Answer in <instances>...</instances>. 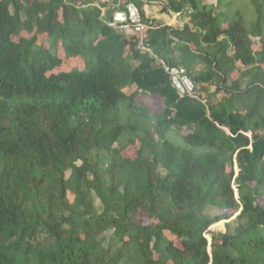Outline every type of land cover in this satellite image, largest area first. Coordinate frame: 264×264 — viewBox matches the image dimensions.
Returning <instances> with one entry per match:
<instances>
[{"label":"trees","instance_id":"trees-1","mask_svg":"<svg viewBox=\"0 0 264 264\" xmlns=\"http://www.w3.org/2000/svg\"><path fill=\"white\" fill-rule=\"evenodd\" d=\"M126 1L158 0L0 1V264H264L261 7L247 29L216 14L227 0H164L188 22L153 27L141 12L149 53L105 23ZM22 28L36 33L14 41ZM39 33L84 67L53 72ZM162 62L222 97L178 96ZM139 93L160 103L150 133L119 113L120 100L142 108ZM127 131L133 158L119 152ZM226 210L239 212L211 232Z\"/></svg>","mask_w":264,"mask_h":264},{"label":"rangeland","instance_id":"rangeland-1","mask_svg":"<svg viewBox=\"0 0 264 264\" xmlns=\"http://www.w3.org/2000/svg\"><path fill=\"white\" fill-rule=\"evenodd\" d=\"M0 1H4V0H0ZM20 1L23 3L25 2V0H20ZM28 1H31V0H28ZM227 1H228L227 8L221 9L216 14L222 15V18L226 16L227 23L229 25L234 24L235 21L241 18L240 20L242 21L243 26L247 29L251 28L252 25H254L255 21L257 20V15L259 12L256 5H259V8L261 7L260 10H262L264 14V0H227ZM209 2L214 3V0H209ZM58 20H60V17ZM35 33L36 31L34 28L31 31H27L22 28L17 35L13 36V40L14 41H18V40L24 41L30 38ZM36 37H37L36 45H35L36 48H38L39 50L46 49L50 53L57 55L61 60L60 65L56 67L53 70V72L68 71L74 68L82 69L84 67V61L80 55H71V54L69 55L65 53L61 44L56 43V42L52 43L50 41L49 36L46 33L36 34ZM251 39L254 42L256 41V38H251ZM184 65H186V67H189L188 61L184 62ZM214 87H215L214 84H208L207 92H205L202 89L198 90V88H197V91L200 95L203 96L204 98L203 100H207L209 98L208 94L214 91ZM139 95L142 96V99L144 98L146 105L144 104V102L142 101L140 102V100L137 99V97H134V99L132 100V103L142 108L134 112L132 115H129L126 111V106L129 103L128 100H120L118 101L119 113L122 116H129L131 118V123L133 122V124L138 126L140 131L146 130V132L148 131L150 133L152 132L150 124H152L155 121L157 114H151L149 107L151 108V111H158V109H160V103H159V100H157V98L153 96L145 95L144 93H141V94L139 93ZM220 96H221V93L217 97H211L209 99L212 101L219 100ZM186 132L187 131H184L183 133H186ZM169 134H170L169 136L170 138L168 137L169 139H173V140L176 139L175 140L176 142H180L181 137L176 135V133L173 130L169 131ZM121 137H122V140L118 144L121 146H124V148H122L119 151L120 155L123 157H130V158L135 157V153L138 148V142H135L133 144L128 143L129 131L124 132ZM69 198L70 199L72 198L71 194H69ZM95 206L100 208L98 199H95ZM238 212H234L232 210H226V214L229 216V218L227 220H221L219 222L214 223L213 225L210 226L209 230L211 232L224 231L225 223L233 219L235 215L238 214ZM140 217L142 216L137 215L136 219H139ZM109 234L110 233H105L104 236L108 237ZM206 237H207L208 242H210L209 234H206ZM170 238H172V236H170Z\"/></svg>","mask_w":264,"mask_h":264},{"label":"built area","instance_id":"built-area-1","mask_svg":"<svg viewBox=\"0 0 264 264\" xmlns=\"http://www.w3.org/2000/svg\"><path fill=\"white\" fill-rule=\"evenodd\" d=\"M105 23L114 30L135 37L137 48L150 53V48L145 44L144 40V32L147 26L143 21L140 8L135 2H124L122 7L117 8L112 13L111 18L107 19ZM162 67L167 74L171 87L178 96H188L195 99L202 98L197 91L194 80L184 66L169 65L162 62Z\"/></svg>","mask_w":264,"mask_h":264},{"label":"crops","instance_id":"crops-1","mask_svg":"<svg viewBox=\"0 0 264 264\" xmlns=\"http://www.w3.org/2000/svg\"><path fill=\"white\" fill-rule=\"evenodd\" d=\"M203 2L211 5L215 4V0L214 3H210L209 0H204ZM222 6L223 3L220 4V8L218 7L216 11L223 9L224 7ZM140 7H141L140 10L143 13L144 18L147 19L153 27L167 25L171 28L181 29L184 26V24L188 22V15L185 12L178 13V12L165 10L164 0H158L157 2L143 1ZM189 47L191 48V45H189ZM183 52L184 50H182L181 53L175 52L174 58L176 60L183 58L185 62L188 61L189 66L193 67L194 70H196V72L200 71L201 69L200 60L196 57L193 58L191 54H188L186 52L185 54H183ZM205 86L208 87L206 83H201L200 85H196L198 90H201Z\"/></svg>","mask_w":264,"mask_h":264}]
</instances>
